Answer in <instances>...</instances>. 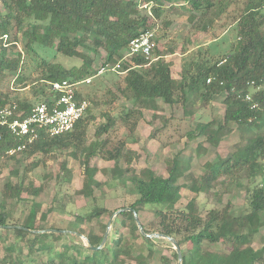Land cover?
I'll use <instances>...</instances> for the list:
<instances>
[{"label":"trees","instance_id":"obj_1","mask_svg":"<svg viewBox=\"0 0 264 264\" xmlns=\"http://www.w3.org/2000/svg\"><path fill=\"white\" fill-rule=\"evenodd\" d=\"M7 13L0 9V72L5 69L22 70V54L17 57L8 56V47L4 44V35L10 34L13 22L17 27L29 22L23 34L27 38L26 48L34 50V46L46 49L54 58L62 55L66 58H81L86 61L79 66L65 67L56 61H44L47 67L42 81L54 82L64 79L83 80L96 76L98 69L92 67L93 59L79 49L88 48L97 53L100 48L107 52V64H114L122 58L123 50L141 33L153 28L154 19H163L164 26L169 27L171 19L166 11V3L170 6L187 4L192 10L190 19L192 26L201 32H210L213 40L225 38L227 32L235 33V40L224 52L203 49L201 47L183 62L181 78L172 75L171 63L162 53L155 60L141 54L130 56L118 71L127 72L124 84L119 87L120 96L132 104V108L124 107L123 113L117 115L105 112V122L96 127L95 139L89 140L88 128L96 119L89 108L70 131L51 136L42 131L39 137L26 148L14 155L8 150L17 146L19 141L8 134L0 138V159L15 160L22 164L30 161L23 168H14L11 174H22L16 182L4 184L0 202V225L10 227L0 228V239L4 242L6 255L0 257V264H26L23 257L24 249L28 254L36 250H49L52 246L47 241L56 237L66 239L68 244L63 251H58L42 264H151L149 258L154 254L155 243L164 238L147 237L143 235L134 217L147 206H156L155 218L148 225L143 223L147 233H162L177 239L182 250L183 264H264V249H256L252 242L256 234L264 227V0H0ZM141 3H150L151 15L143 14ZM176 4V5H175ZM166 15V16H165ZM222 34V35H221ZM164 37V35H162ZM154 48L152 54L156 50ZM102 74V75H103ZM212 78L211 82L208 79ZM90 84V83H89ZM85 83L84 85H89ZM38 102H51L58 93L50 88L36 92ZM217 95L224 96L226 110L223 119L217 117L207 122H196L195 126L186 132L190 140L204 136L206 141L218 146L233 132L232 123L247 133V141L241 146V152H251L250 158H243L239 151L227 158L205 163L206 172L201 180H196L188 173L189 165L178 160V157L168 159V176L158 175L150 167L138 172L133 167V153L124 148L127 139H138L135 129L138 125L136 113L145 104L146 99L156 105L158 98L170 106L180 105L186 110L193 96L210 101ZM247 95L251 99H247ZM78 97H88L83 94V86L78 89ZM9 95L0 92V106L11 103ZM89 100V99H88ZM18 103L25 111L35 104L28 98H18ZM257 104V106H254ZM185 114H188L186 111ZM119 122L126 126L123 137L113 139ZM255 135L253 138L251 136ZM61 152H68L80 159L84 168L85 179L81 193L85 197H95V192L103 186L96 178L99 168L91 165L94 157L114 161L111 179L118 181L120 186L128 187L136 194L133 202L126 210L118 214L113 222L114 234L109 235L106 244H102L106 227L99 231L86 230L81 226L78 232L85 234L89 245L85 248L73 240L75 233H67L61 228L46 227L44 221L48 214L59 204L66 209L67 202L54 204L40 213V217L31 227L13 222L12 213L6 208L5 201L9 199L24 200L23 193L39 195L43 188L29 179L30 173L42 166H47L56 160ZM126 165H120L121 157ZM23 157V158H24ZM185 164V165H184ZM22 167V166H19ZM62 171L58 174L59 184L72 180V170L66 161L61 162ZM192 177L190 190L196 194L210 193L216 185L230 183L240 189H246L249 210L235 212L228 202L223 208H212L206 215L198 209L196 199H192L184 208L166 207L180 195L187 177ZM244 179L249 182L247 185ZM65 198V197H63ZM114 212L102 206H95L91 211L78 213L76 220L80 224L94 219H100L104 214ZM123 226L130 227L132 236L137 232L144 243L148 244V253L135 251L132 240L122 233ZM51 229V231H43ZM38 231V232H36ZM13 233L17 240V253L14 254L13 244H7V234ZM5 236V238H3ZM33 236V237H30ZM196 242L194 245L193 243ZM218 243L229 244L228 250H213L211 246ZM192 244V246H191ZM85 249L90 254L77 259L69 254L70 248ZM80 254H84L82 251ZM173 257L178 260V252L172 248ZM59 259L58 263H56ZM162 263L168 264L170 259L161 257Z\"/></svg>","mask_w":264,"mask_h":264},{"label":"rangeland","instance_id":"obj_2","mask_svg":"<svg viewBox=\"0 0 264 264\" xmlns=\"http://www.w3.org/2000/svg\"><path fill=\"white\" fill-rule=\"evenodd\" d=\"M170 5V3H166V11L169 13L168 17L171 19L169 27L165 28L162 18L153 20L152 30L155 33L154 37L157 48L152 54V58L162 53L165 59L171 63L173 75L180 79L183 62L188 60L199 47L203 49L209 48L210 50H215V47H217L218 50L216 53L218 51L224 52L230 48V43L236 37L235 33L230 31L223 36L225 38L213 40L210 32H201L192 26V20L189 18L192 10L187 4ZM0 9L3 13H7V9L4 7L2 1H0ZM140 10L143 14L151 15V8L148 9L140 6ZM13 23V28L8 38L3 39V42L8 47L7 54L9 57L14 58L17 57L18 53L22 54V70L13 71L5 69L4 72H0V92L9 95L12 99L11 102H18V98H28L34 101V103H37L39 100L35 95L36 92L40 89L48 92L51 86L49 81L46 82L39 79V77L44 75V71L47 68L44 64L45 60L56 61L65 67L79 66L82 62L85 63L86 61L76 57L69 59L62 55L54 58L51 52L38 46H34V50L27 49V38L23 32L28 28L29 22L25 21L20 27H17L16 22ZM79 49L93 59L92 67L94 69H99L104 65L107 57L105 49L100 48L97 53L81 46H79ZM127 51L128 49L123 50V56L117 59V62L127 55ZM128 58H124L122 63ZM125 78L126 74L124 72H107L95 77L89 85H84L85 83L81 85V87L83 86V94L91 102L90 109L96 118L90 123L88 128L89 140L95 139L96 127L100 123L105 122V112L108 111L117 115L118 113H123L124 107L132 108V104L119 94V87L124 84ZM190 99H194V102H190L186 110L180 105L170 106L163 100H160L157 106L152 104V100H145L144 106L140 108V113L137 112L135 116V118L139 117L138 122H140L137 126L138 129L136 128L134 130L138 139H134L133 137L127 139V146L124 148V154L127 151L133 153L134 159L132 165L138 172L145 167H150L156 174L168 176V159L178 157L179 161L188 163L189 168L187 174H192L196 180H201L206 172L205 163L207 161L227 158L236 151H239L243 158H250L252 156L251 152H241V146L249 137L235 123L231 124L233 132L228 134L218 146L207 142L204 136L190 140L186 132L192 129L196 122H207L214 117L223 119L226 110L224 96L222 95H217L210 101H206L200 96L196 97V99L193 96ZM186 111L188 114H185ZM130 123L127 122L126 126L130 125ZM126 126L124 124L121 125L119 122L113 139L116 140L123 137L125 133L123 128ZM254 136L251 137L253 138ZM22 155L18 156L20 157L19 159L24 160L22 164L17 163L15 160L7 161L6 158L0 159V202L3 198L1 192L4 184L8 181L16 182L22 176V174H11L12 169L23 168L30 161ZM62 161H66L68 167L72 170V180L59 184L58 174L62 171ZM114 164V161L105 160L100 157H94L92 159L91 165L99 168L96 178L103 182V186L96 190L94 198H89L80 192L85 179L84 168L80 159L68 152H61L58 158L50 162L46 167H39L30 173L28 180H32L35 185L43 188L39 195L23 193L22 197L24 200L17 201V199H9L5 201L4 207L12 213L14 217L13 222L31 227L40 217V213L44 210L46 211L47 208L54 204L53 200L56 199L59 203L65 200L67 202L66 209L57 204L55 210L49 212L48 218L44 221V226L61 228L67 233H75V236L72 237L73 240L87 248L89 245L85 238L87 236L78 232L81 226L88 231H99L100 228L104 227L107 229L109 220L115 211L129 206L136 198V194L131 192L128 187L120 186L118 181L110 178V170ZM120 165L122 167L126 165L123 156L120 159ZM185 177H187L185 180L186 186H184L178 198L166 207L174 209L184 208L194 198L202 215H206L212 208L221 209L228 202L231 204V210L235 212L240 213L249 210L246 189H240L235 185L227 183V185H216L210 193L201 192L196 194L189 188L192 183V177ZM261 180L264 182V176L261 177ZM243 181L246 185L249 182L247 179ZM95 206L105 207L114 213L110 215L107 212L100 219H94L91 222L86 221L85 224H80L76 220L78 213L89 212ZM155 208L156 206H147L146 210H143L139 214L142 224L148 225L154 220ZM117 216L114 218V221L118 219ZM129 228L128 226H123L121 228L122 233L132 240L136 252L142 251L147 254L148 247L150 246L144 243L138 232L137 237L132 236ZM114 232L113 227H111L109 235H113ZM6 239L7 244L15 243L13 252L16 254L18 244L15 241L17 237L13 233H8ZM47 243L53 247L52 252L49 250H36L28 254V248L26 247L23 252L25 263L42 264L47 262L58 251H63L68 241L66 239L52 237ZM3 245L4 242L0 239V257L6 255L5 246ZM155 245L154 254L149 258L151 264L162 263V256L170 259L168 264H179V260H176L172 255V248H174L172 243L166 244L163 241H157ZM252 245L256 249H264V227L261 229V232L255 235ZM229 247V244L218 243L217 245L211 246V249L228 250ZM68 251L69 254L74 255L78 260L84 255L91 253L85 249L79 250L73 247ZM81 251L84 254H80ZM58 261L59 259H57L56 263ZM124 264H130V261ZM133 264L136 263L133 262Z\"/></svg>","mask_w":264,"mask_h":264},{"label":"built area","instance_id":"obj_3","mask_svg":"<svg viewBox=\"0 0 264 264\" xmlns=\"http://www.w3.org/2000/svg\"><path fill=\"white\" fill-rule=\"evenodd\" d=\"M140 6L150 9L152 5L143 3ZM154 36V30L141 33L130 42L128 53L123 59L115 64L102 65L96 76H101L106 71H118L124 58L136 54L150 57L156 47ZM5 38H8V35H4ZM92 80L91 76L78 81L64 79L50 82V89L58 95L50 103L45 101L35 103L29 111L21 108L16 101L0 106V138L6 133L19 141L17 146L8 150V154L14 155L25 149L27 144L34 142L42 131L57 136L73 129L76 122L91 107L90 100L78 97V89L80 85L89 84ZM211 80L212 78H209L208 82ZM247 99L250 100L251 96L247 95Z\"/></svg>","mask_w":264,"mask_h":264},{"label":"water","instance_id":"obj_4","mask_svg":"<svg viewBox=\"0 0 264 264\" xmlns=\"http://www.w3.org/2000/svg\"><path fill=\"white\" fill-rule=\"evenodd\" d=\"M126 210H132L131 207H123V208H120L118 209L117 211H115V213L112 215L111 219L109 220V223L107 225V229H106V232H105V235H104V238H103V241H102V244L99 248L103 247L106 242H107V239H108V236H109V232H110V229L113 225V221H114V218L120 214L121 212L123 211H126ZM134 217L136 219V222L138 224V227L141 231V233L147 237H158V238H164L166 240H168L170 243H172L174 245V248L176 249V251L178 252V260H179V264H183V256H182V250L178 244V241L176 238L172 237V236H168V235H164L162 233H158V232H155V233H147L143 227V224L141 223L140 221V218H139V215L138 213L134 210ZM6 227H10V226H7V225H0V228H6ZM43 231H51V229H47V230H43ZM38 232V231H36ZM87 242L89 243V239L87 237H85ZM90 246V245H89Z\"/></svg>","mask_w":264,"mask_h":264},{"label":"crops","instance_id":"obj_5","mask_svg":"<svg viewBox=\"0 0 264 264\" xmlns=\"http://www.w3.org/2000/svg\"><path fill=\"white\" fill-rule=\"evenodd\" d=\"M152 5V4H151ZM126 75H127V72H124ZM172 75H173V73H172ZM173 77L175 78V79H179V78H176L174 75H173ZM160 100H162V99H160V98H158L157 100H156V106L160 103ZM152 104H153V102H152ZM138 123H140V122H138ZM138 126V125H137ZM138 129V128H137Z\"/></svg>","mask_w":264,"mask_h":264}]
</instances>
